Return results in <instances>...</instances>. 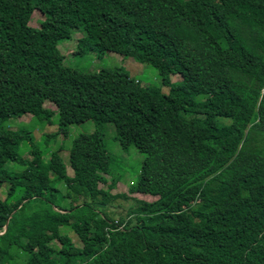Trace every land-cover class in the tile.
<instances>
[{
  "label": "trees",
  "instance_id": "1",
  "mask_svg": "<svg viewBox=\"0 0 264 264\" xmlns=\"http://www.w3.org/2000/svg\"><path fill=\"white\" fill-rule=\"evenodd\" d=\"M77 32L80 57L136 63L66 66L59 44ZM142 63L168 94L135 76ZM47 102L57 136L94 123L73 142L72 174L63 146L44 163L31 132L6 127L49 120ZM107 123L144 156L131 194L113 191L126 165ZM4 188L0 264H264V0H0Z\"/></svg>",
  "mask_w": 264,
  "mask_h": 264
},
{
  "label": "rangeland",
  "instance_id": "2",
  "mask_svg": "<svg viewBox=\"0 0 264 264\" xmlns=\"http://www.w3.org/2000/svg\"><path fill=\"white\" fill-rule=\"evenodd\" d=\"M44 19L43 15L39 11H35L32 15V20L30 22V26L34 28H40V21ZM82 36V33L77 32L75 37L71 40L62 41L59 44V50L65 56V64L71 68H80L85 71H94L95 69H99L105 66H116V65H134L136 62L132 58H125L124 62L119 61V57H112L111 54L114 53H106L102 58H97L95 54L89 53L84 57H80L79 54L76 53L78 48V39ZM76 53V54H75ZM123 58V57H122ZM124 63V64H122ZM140 68L138 69L137 78L142 80L143 85H155V87L161 88L164 94H168L169 88L163 87L161 78L151 64L142 63L140 64ZM171 83H179L180 79L177 75L170 77ZM196 100H201V98H196ZM46 109H50L54 111V114L51 116L49 120L39 121L34 119L31 115H25L22 118H13L9 121V124L6 126L10 130H26L31 132L33 137L35 138L34 144L37 145L41 151L44 153V163H48L50 160V155L56 151H58L62 146L65 150L62 152V155L65 157L66 163L68 164L69 173H73V169L70 165V155L73 149V142L80 134L92 132L95 129L93 121H86L83 123H76L72 125L69 129L68 137H64L63 135H58L59 131V114L56 111L55 106L50 104L49 102L44 104ZM106 138L108 146L110 147L111 151L121 158V161L124 162L126 166L122 167V179L119 182L117 189H114V193H129V187L132 183V180L136 181L139 173L142 170V164L144 156L135 148H132L129 153L123 151V148L119 145L116 139V128L114 124L107 123L106 124ZM51 139H49L50 136ZM48 140V142H47ZM32 145L28 142L24 141L21 143L20 154L24 158L28 160H32L31 155ZM134 151L135 153H133ZM11 166V165H9ZM110 177V176H109ZM104 184H102L103 186ZM7 194V188H4L0 192V199H5ZM138 199L151 201L152 198L150 196H143V195H133ZM120 201L125 206L130 205V202H126L123 198H120ZM71 205L70 200H64L63 207L69 208ZM117 213L125 214L126 211L122 208H117ZM65 232H69L65 230ZM77 246H82V242L79 240H75Z\"/></svg>",
  "mask_w": 264,
  "mask_h": 264
}]
</instances>
